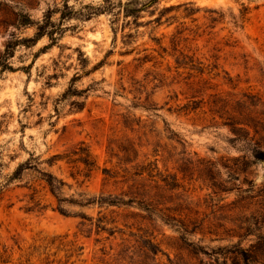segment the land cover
<instances>
[{"label": "rangeland", "instance_id": "obj_1", "mask_svg": "<svg viewBox=\"0 0 264 264\" xmlns=\"http://www.w3.org/2000/svg\"><path fill=\"white\" fill-rule=\"evenodd\" d=\"M255 141L264 0H0V264L240 261Z\"/></svg>", "mask_w": 264, "mask_h": 264}, {"label": "trees", "instance_id": "obj_2", "mask_svg": "<svg viewBox=\"0 0 264 264\" xmlns=\"http://www.w3.org/2000/svg\"><path fill=\"white\" fill-rule=\"evenodd\" d=\"M45 31L43 24L37 27V32L35 34L34 40L36 41L40 38ZM53 30L48 33V36L52 42L55 41L53 38ZM254 133L257 134L258 131L254 130ZM253 141V139H250ZM253 161H260L264 163V144H261L260 141L253 142ZM244 165L241 171H245L247 168V163L242 161ZM51 185V181L48 182ZM258 195L263 196L264 200V188L258 191ZM240 238H245L250 234H255V243L250 245L247 250L240 251V261L236 256L232 259V264H264V206L262 205L260 210L251 213L249 216L244 217L240 221ZM222 264H227L223 261Z\"/></svg>", "mask_w": 264, "mask_h": 264}]
</instances>
